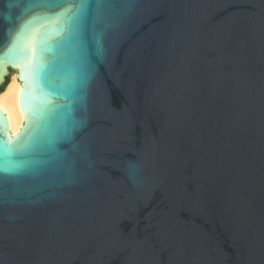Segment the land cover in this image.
Segmentation results:
<instances>
[{
    "label": "water",
    "instance_id": "obj_1",
    "mask_svg": "<svg viewBox=\"0 0 264 264\" xmlns=\"http://www.w3.org/2000/svg\"><path fill=\"white\" fill-rule=\"evenodd\" d=\"M11 72L0 264H264V0H0Z\"/></svg>",
    "mask_w": 264,
    "mask_h": 264
},
{
    "label": "bare ground",
    "instance_id": "obj_2",
    "mask_svg": "<svg viewBox=\"0 0 264 264\" xmlns=\"http://www.w3.org/2000/svg\"><path fill=\"white\" fill-rule=\"evenodd\" d=\"M19 88H21V83L15 72L11 81L7 83L5 89L0 93V106L8 115L12 134H16L20 130L24 121V116L19 110Z\"/></svg>",
    "mask_w": 264,
    "mask_h": 264
},
{
    "label": "rangeland",
    "instance_id": "obj_3",
    "mask_svg": "<svg viewBox=\"0 0 264 264\" xmlns=\"http://www.w3.org/2000/svg\"><path fill=\"white\" fill-rule=\"evenodd\" d=\"M13 73H15V72H11L10 76L8 77L9 81H11ZM2 89H5V87H2Z\"/></svg>",
    "mask_w": 264,
    "mask_h": 264
},
{
    "label": "trees",
    "instance_id": "obj_4",
    "mask_svg": "<svg viewBox=\"0 0 264 264\" xmlns=\"http://www.w3.org/2000/svg\"><path fill=\"white\" fill-rule=\"evenodd\" d=\"M8 82H9V80H8ZM8 82H7V83H8ZM3 90H4V89H2V90L0 91V93H1Z\"/></svg>",
    "mask_w": 264,
    "mask_h": 264
},
{
    "label": "snow or ice",
    "instance_id": "obj_5",
    "mask_svg": "<svg viewBox=\"0 0 264 264\" xmlns=\"http://www.w3.org/2000/svg\"><path fill=\"white\" fill-rule=\"evenodd\" d=\"M84 6L83 5H81V8H83Z\"/></svg>",
    "mask_w": 264,
    "mask_h": 264
}]
</instances>
